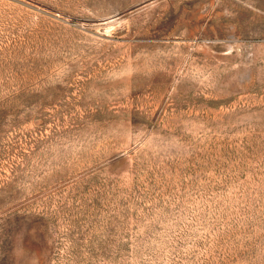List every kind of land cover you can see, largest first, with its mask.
<instances>
[{"label": "rangeland", "instance_id": "rangeland-1", "mask_svg": "<svg viewBox=\"0 0 264 264\" xmlns=\"http://www.w3.org/2000/svg\"><path fill=\"white\" fill-rule=\"evenodd\" d=\"M0 264H264V0H0Z\"/></svg>", "mask_w": 264, "mask_h": 264}]
</instances>
